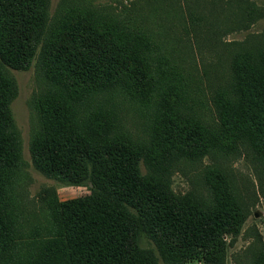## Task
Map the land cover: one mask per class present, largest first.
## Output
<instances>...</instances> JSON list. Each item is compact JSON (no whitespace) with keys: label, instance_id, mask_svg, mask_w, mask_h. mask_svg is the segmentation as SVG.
Masks as SVG:
<instances>
[{"label":"trees","instance_id":"trees-1","mask_svg":"<svg viewBox=\"0 0 264 264\" xmlns=\"http://www.w3.org/2000/svg\"><path fill=\"white\" fill-rule=\"evenodd\" d=\"M94 1L60 0L50 15V0H0V264H143L129 223L133 207L180 259L221 264L224 234L237 235L250 213L251 181L241 187L233 169L205 164L208 199L189 202L158 175L142 174L139 162L192 148L211 159L241 150L264 194V34L220 39L249 26L252 9L201 0L199 13V0H171L162 11L163 0H141L124 12L116 41L67 21L73 11H92ZM199 34L210 50L201 67L189 41ZM39 44L50 74L33 153L52 173L90 164L109 195L52 196L29 210L13 194L19 146L9 130V68L29 65ZM139 82L151 86L137 107L147 119L143 138L120 120L135 109Z\"/></svg>","mask_w":264,"mask_h":264},{"label":"rangeland","instance_id":"rangeland-1","mask_svg":"<svg viewBox=\"0 0 264 264\" xmlns=\"http://www.w3.org/2000/svg\"><path fill=\"white\" fill-rule=\"evenodd\" d=\"M59 1L50 0V15L54 13ZM140 1L95 0V8L92 11H73L68 14L67 21L80 20L86 28L91 27L98 31L100 35H108L117 41L122 35L121 24H124V20L127 18V14L124 12L131 15V7L137 5ZM170 1H160V9L167 8V3ZM209 1L211 2V0H202L205 5H208ZM218 1L224 3L241 1L243 5L245 3L250 7L254 14L253 22L249 26L232 29L224 33L220 36L222 41H239L249 34H264V0ZM199 6V13H201V0H199ZM151 15L153 14L149 16ZM151 22L153 21L149 23ZM177 34L176 31L171 37H176ZM189 41L191 42L193 55L196 56V63L201 67L202 57L204 60L209 58L207 55L210 51L209 46L201 40V34L197 36L196 40L190 39ZM42 51L39 44L29 65L9 68V74L15 86L7 106L11 119L9 130L19 146V169L17 166V180L13 194L16 195L21 205L29 210L39 209L43 206L44 200H49L52 196L60 201H65L91 194L101 196L110 194L90 164H84L83 169L69 175L52 173L44 168L33 153L35 143L43 132L44 118L40 111V104L41 97L47 91V77L50 74L46 56ZM141 85H146V82L143 84L138 83L135 109L128 107V115L124 114L123 117L121 115L120 118L122 120L121 124L126 130H130L133 137L136 138L145 136L143 125H146L143 121L144 114L140 115L137 107L141 101L146 99V93L151 89L149 85L148 87L144 86V88ZM172 96L173 94L167 95L169 101ZM144 106L145 102L140 105L141 109ZM145 120L147 119L145 118ZM184 152L182 157L173 156L165 162L158 159L141 160L139 162L140 172L147 176L158 175L163 181H167L168 187L175 197L189 202L200 200L201 196L205 200L208 199L206 184L202 179V171L206 169L205 164L208 166L211 164H225L228 170L233 169L234 173L238 175V183L241 187H244L246 181H251L252 185H248L249 189H253V194L250 193V197L246 199L250 213L241 225L237 235L224 234L226 247L221 264H264V194L257 184L253 166L255 163L251 161L253 159L241 150L239 153L214 159L201 156V150L194 148L185 149ZM201 164H204V168ZM129 212L131 215L129 223L133 229L138 253L143 264H205L201 259H180L179 255L164 244L163 240L153 236V230L150 229V225L138 209L133 207ZM257 235L260 236L263 244L257 241L259 240V238H256Z\"/></svg>","mask_w":264,"mask_h":264}]
</instances>
